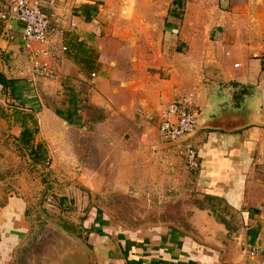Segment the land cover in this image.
I'll use <instances>...</instances> for the list:
<instances>
[{
	"label": "crops",
	"instance_id": "1",
	"mask_svg": "<svg viewBox=\"0 0 264 264\" xmlns=\"http://www.w3.org/2000/svg\"><path fill=\"white\" fill-rule=\"evenodd\" d=\"M38 1L41 12L50 19V42L46 46L49 56L45 61L55 71V78L51 80L34 75L31 49L40 50L41 47L24 45L21 24L8 18L10 0H0V95L13 98V102L17 101L25 107L21 109L22 112H17L20 115L19 127L12 126L16 121V112L10 115L11 120L8 118L10 126L6 137L9 135L17 141L20 130L26 127L25 118L32 120L35 116L40 118V122L51 117L56 121L71 122L81 129L98 124L103 117L112 116L115 102H120V98L124 104L119 110L124 111V116L134 114V108L140 109L138 114L143 115L145 128V122L152 118V114L156 113L161 119L163 110L176 92L187 89L196 96L195 102L201 116L199 123H202L204 119L212 120L225 108L230 109V100L226 97L227 103L219 104L215 113L210 112L209 103L204 105L200 101L205 88L210 89L213 87L211 84L218 85L217 82L238 86L239 91L232 97V101L238 103L233 108L247 104L258 114L256 123L244 129L233 132L201 129L190 142L197 150L200 165L199 174L190 184L194 185L198 195L208 200L223 201L229 208L227 210L233 213L232 218L216 221L207 216L206 222L200 224L199 230L203 229L202 232H198L191 221L188 223L189 233L184 228L180 230L176 226L166 225L126 230L114 228L111 224L108 231H103L101 221L89 220L84 228L93 229L94 233L79 237L81 243H75L74 252H70L71 248L62 247L59 254L62 258L58 256L56 262L54 253L50 261L44 264H90L91 256L94 264H242L243 248L246 251L248 245L264 246V104L261 103V111L256 110L251 103L258 100L245 90L249 85L261 89L263 92L257 97L264 102V88H260L264 85V43L262 45L259 39L249 38V45L244 42L242 54L235 48H229L227 43H216V50L208 51L212 52L213 62L205 63L208 66H203V63L199 66L202 73L206 69L207 74L202 78L198 77L200 72L195 71L194 75L193 66L185 60L179 70L174 63L172 82L147 78L145 65L139 73V66L142 65L138 64L137 73L126 74L116 85L117 79H113L117 77L112 75L116 63L110 54L114 51L113 47L123 46L127 42L125 38H117L119 33L116 28L111 29L117 18L112 11L113 3L110 0ZM153 1L148 0V3ZM176 1H169L174 8L166 10L173 17H177L173 13ZM197 1L195 3L203 2ZM156 15L153 12L151 20L161 19ZM157 33L156 40L160 46L162 33ZM127 44L134 46V41ZM225 52V61L216 62L217 55ZM191 55L189 47L184 58L191 60ZM205 55L207 62L210 57ZM178 56L175 55V60ZM138 58L128 55L129 64ZM201 82L207 84L201 85ZM93 110L96 111L93 113ZM98 110L102 114H96ZM33 123L36 125L35 120ZM126 130L129 132L128 128ZM161 147L171 148L166 145ZM164 163H170L167 168L175 165L170 160ZM153 165L160 166L158 163ZM25 207L22 200L10 198L0 210V264H10L11 252L16 251L18 243L27 238L29 226L24 220ZM97 230L108 235L100 236L95 232Z\"/></svg>",
	"mask_w": 264,
	"mask_h": 264
},
{
	"label": "rangeland",
	"instance_id": "2",
	"mask_svg": "<svg viewBox=\"0 0 264 264\" xmlns=\"http://www.w3.org/2000/svg\"><path fill=\"white\" fill-rule=\"evenodd\" d=\"M110 1L117 16L111 29L116 28L117 38H125L129 44L134 41L132 45L135 46L125 43L113 47V52L111 48L110 56L116 63L112 71L113 77H117L113 79H117L116 85L126 74L137 73L138 64L142 65L139 73L145 65L147 78L172 82L174 63L179 70L185 60L190 61L194 75L195 71L200 72L198 77L202 78L207 73L206 69L202 73L199 66L213 62L212 52L208 51L216 50V43H227L229 48H235L241 54L244 53V42L249 38L264 43V0H201L205 3L178 0L177 17L168 14L169 11L166 13L168 8H174L169 5L171 0L151 3L148 0ZM153 12L161 19L151 20ZM157 32L162 33L160 46L156 40ZM189 47L191 60L184 58ZM226 52L218 54L216 62H224ZM205 54L210 57L207 62ZM128 55L139 58L129 64ZM175 55L181 57L175 60ZM131 66L133 68L129 69ZM204 84L207 83L201 82ZM217 84L205 88L200 99L204 105L209 103L213 113L219 104L227 103L225 97L230 100L229 107L238 103L232 101L239 91L238 86ZM245 90L256 97L258 101L251 105L261 111L264 102L257 94L263 91L251 85ZM191 92L190 89L176 92L171 102L179 95L192 94L196 98ZM3 97L0 95V210L10 198L22 200L26 205L24 220L29 226L26 240L18 243L16 251L11 252L10 264H44L54 253L57 262L62 258L60 248H71L70 252H74V245L78 243L68 236L80 242L79 237L89 230L84 228L89 220L101 221L103 231H108L111 224L126 230L166 225L184 228L189 233L191 221L193 227L197 226L198 232H202L200 224L206 222L207 216L216 221L232 218L233 213L227 210L223 201L198 195L194 185L190 184L199 174L200 165L197 162L195 172L186 169L185 148L190 147L197 154L190 143L196 134L187 140L182 138L178 143L163 144L158 139L160 118L157 114L146 120L144 128L143 115L138 114L141 110L134 108L136 115L124 116V111L119 110L124 104L120 98V102H115L111 117H103L98 124L82 129L51 117L44 118L43 123L37 116L32 120L25 118L26 127L20 130L19 139L15 141L9 135L6 137L10 126L8 118L11 120L12 113H20L25 107L13 102V98ZM18 113L12 124L14 127L20 126ZM96 114L102 113L98 110ZM35 152L38 157L33 156ZM167 160L175 162L170 169L167 168L170 163H164ZM155 163L160 166L153 165ZM101 230H98L102 233L100 236L108 235ZM56 262L53 264H58Z\"/></svg>",
	"mask_w": 264,
	"mask_h": 264
},
{
	"label": "built area",
	"instance_id": "3",
	"mask_svg": "<svg viewBox=\"0 0 264 264\" xmlns=\"http://www.w3.org/2000/svg\"><path fill=\"white\" fill-rule=\"evenodd\" d=\"M8 18L19 22L23 30L25 46H39L40 50H32L34 75L44 80L55 78V71L45 59L49 56L46 46L50 42V19L44 15L38 0H10ZM65 50V49H63ZM40 58H43L40 59ZM192 94L179 95L166 107L161 114L158 126V138L163 144L178 143L182 138L191 135L198 125L199 110ZM185 167L191 172L198 168L196 154L187 147ZM264 228V226H263ZM242 252V264H264V246L248 245Z\"/></svg>",
	"mask_w": 264,
	"mask_h": 264
},
{
	"label": "water",
	"instance_id": "4",
	"mask_svg": "<svg viewBox=\"0 0 264 264\" xmlns=\"http://www.w3.org/2000/svg\"><path fill=\"white\" fill-rule=\"evenodd\" d=\"M227 108H225V110L221 111L220 113L216 114L217 116H214L212 120L204 119L202 123H198L194 132L191 135L184 137L183 140L189 139L201 129L233 132L244 129L256 123V118L258 114L255 112L254 109L248 107L247 104H239V107L233 108V110H231L232 107H229L230 109ZM68 237L77 243L79 242L73 236ZM90 255L92 254L90 253ZM91 259L92 263L90 264H94L92 256Z\"/></svg>",
	"mask_w": 264,
	"mask_h": 264
},
{
	"label": "trees",
	"instance_id": "5",
	"mask_svg": "<svg viewBox=\"0 0 264 264\" xmlns=\"http://www.w3.org/2000/svg\"><path fill=\"white\" fill-rule=\"evenodd\" d=\"M177 5H179V1L177 2L176 1V4H175V6H177ZM177 8H175V12H173V13H175L177 16H178V14L176 13V10ZM24 134V133H23ZM33 155V154H32ZM34 157H38L37 155H36V152L34 153V155H33ZM88 234L89 233H94V230L93 229H91V230H85ZM97 234H102L101 232H99L98 230L97 231H95Z\"/></svg>",
	"mask_w": 264,
	"mask_h": 264
}]
</instances>
